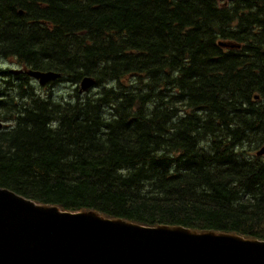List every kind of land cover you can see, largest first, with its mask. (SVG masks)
<instances>
[{
    "label": "trees",
    "instance_id": "obj_1",
    "mask_svg": "<svg viewBox=\"0 0 264 264\" xmlns=\"http://www.w3.org/2000/svg\"><path fill=\"white\" fill-rule=\"evenodd\" d=\"M0 59L97 88L57 100L7 81L1 187L264 240V0H0Z\"/></svg>",
    "mask_w": 264,
    "mask_h": 264
},
{
    "label": "water",
    "instance_id": "obj_2",
    "mask_svg": "<svg viewBox=\"0 0 264 264\" xmlns=\"http://www.w3.org/2000/svg\"><path fill=\"white\" fill-rule=\"evenodd\" d=\"M27 73L42 84L61 76L53 71ZM93 83L84 79L82 90ZM263 153L264 148L258 152ZM0 264H264V240L186 227H147L94 211L61 212L0 187Z\"/></svg>",
    "mask_w": 264,
    "mask_h": 264
},
{
    "label": "rangeland",
    "instance_id": "obj_3",
    "mask_svg": "<svg viewBox=\"0 0 264 264\" xmlns=\"http://www.w3.org/2000/svg\"><path fill=\"white\" fill-rule=\"evenodd\" d=\"M221 4V3H220ZM6 62L5 67L6 68H17L19 65L17 63H14L11 60H4ZM14 82H17L15 78H12ZM30 87H33L34 93L36 95L43 96H49L52 95L57 100H66L70 99L72 95H74L75 90L78 88L79 84H74L70 81H62L59 83H56L54 86L50 87H43L41 86L36 80L30 78ZM3 80L0 78V88H3ZM99 89V88H98ZM92 91H96V88L91 89ZM16 94V92L11 93ZM22 101V100H21ZM6 124V123H5ZM255 154V152H253ZM264 158V156H263Z\"/></svg>",
    "mask_w": 264,
    "mask_h": 264
},
{
    "label": "flooded vegetation",
    "instance_id": "obj_4",
    "mask_svg": "<svg viewBox=\"0 0 264 264\" xmlns=\"http://www.w3.org/2000/svg\"><path fill=\"white\" fill-rule=\"evenodd\" d=\"M7 130H9V129H7Z\"/></svg>",
    "mask_w": 264,
    "mask_h": 264
}]
</instances>
